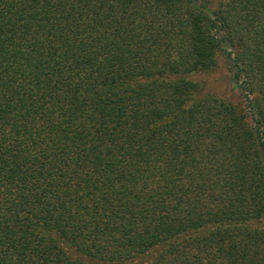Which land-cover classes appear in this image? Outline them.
I'll use <instances>...</instances> for the list:
<instances>
[{
	"label": "trees",
	"instance_id": "obj_1",
	"mask_svg": "<svg viewBox=\"0 0 264 264\" xmlns=\"http://www.w3.org/2000/svg\"><path fill=\"white\" fill-rule=\"evenodd\" d=\"M207 1L0 0V264H264V0Z\"/></svg>",
	"mask_w": 264,
	"mask_h": 264
},
{
	"label": "rangeland",
	"instance_id": "obj_2",
	"mask_svg": "<svg viewBox=\"0 0 264 264\" xmlns=\"http://www.w3.org/2000/svg\"><path fill=\"white\" fill-rule=\"evenodd\" d=\"M196 4L212 6L207 0H195ZM228 50V49H227ZM232 63L226 53H220L218 56V66L213 71L199 73L192 76V79L201 81L204 85V91L215 93L230 103L243 105L240 91L234 79ZM264 225V219H263Z\"/></svg>",
	"mask_w": 264,
	"mask_h": 264
}]
</instances>
